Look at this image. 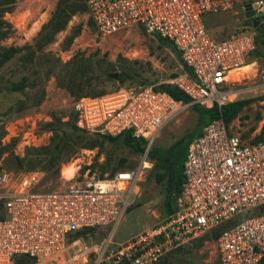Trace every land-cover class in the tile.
<instances>
[{
  "label": "built area",
  "instance_id": "built-area-1",
  "mask_svg": "<svg viewBox=\"0 0 264 264\" xmlns=\"http://www.w3.org/2000/svg\"><path fill=\"white\" fill-rule=\"evenodd\" d=\"M248 1L255 17L264 13V0ZM236 2L85 0L98 35L108 37L135 26L171 44L192 76L184 71L169 84L190 102L176 101L152 85L80 98L74 105L77 126L100 136L130 132L144 139L140 163L135 170L89 177L60 190L39 189L35 171L14 188H0V264H10L20 255L46 259L83 229L116 226L136 197L140 177L151 170L148 148L160 130L189 106L220 109L244 92L239 86L245 79H231L254 67V33L241 31L217 41L204 22L205 15L228 12ZM182 173L175 212L131 242L126 252H116L115 262L152 264L161 255L230 224L216 239L218 264H264V141L245 142L221 118L215 119L189 143Z\"/></svg>",
  "mask_w": 264,
  "mask_h": 264
},
{
  "label": "rangeland",
  "instance_id": "rangeland-1",
  "mask_svg": "<svg viewBox=\"0 0 264 264\" xmlns=\"http://www.w3.org/2000/svg\"><path fill=\"white\" fill-rule=\"evenodd\" d=\"M69 1L76 2L79 7L84 3L83 0ZM58 2L15 0L10 12L0 14V53L2 48L10 46H29L34 50L21 51L0 67L1 189L14 188L31 171L38 175L39 189L60 190L83 183L89 177L135 170L142 154H132L121 142L95 139L97 134L78 127L73 120L75 103L82 97H95L119 88L169 83L185 71L168 43L139 27L132 26L108 37L98 35L87 10L77 11L50 43L37 50L35 40ZM243 6L244 1L237 0L228 12L205 15L209 36L218 41L241 31H251L250 23L244 18ZM256 17L264 24V13ZM252 69L254 71L248 68L239 73L238 78L240 74L247 76L239 86L245 89L232 102L243 101L244 104L227 124L228 129L245 142H250L264 124L263 62L256 60ZM114 73L116 80L110 77ZM119 75L128 78L120 83ZM57 77L71 88V92L58 85ZM21 81L23 90H9L12 84ZM197 119L198 113L189 106L160 130L150 147L171 148L194 134ZM68 123L94 138L93 143L91 140L93 147L80 148L88 141L76 135H70L71 139L66 140L68 132L63 129ZM50 124H55L58 131H52ZM54 132L58 137H54ZM74 148L76 151L71 155ZM71 164L76 171L68 180L61 171ZM134 192L136 197L116 226L71 235L59 252L46 259L16 258L10 264L118 263L115 262L116 252H126L131 242L145 237L165 219L163 188L154 182L152 172L140 177ZM175 254L180 256V264H218L213 235L190 250H178ZM161 256L152 264L162 261Z\"/></svg>",
  "mask_w": 264,
  "mask_h": 264
},
{
  "label": "trees",
  "instance_id": "trees-1",
  "mask_svg": "<svg viewBox=\"0 0 264 264\" xmlns=\"http://www.w3.org/2000/svg\"><path fill=\"white\" fill-rule=\"evenodd\" d=\"M83 6L79 7L76 2L69 1V0H59L57 3L53 13L51 14L50 19L46 24H44L41 28V31L38 34L37 39L35 40V48L37 50H41L43 46L50 43L55 36L56 33L63 30L68 23L69 19L72 15H74L79 10L86 11V4L85 0H83ZM15 4V0H0V14L3 12H10L13 8V5ZM256 21L258 18H255ZM90 23L93 25L92 21L89 19ZM248 23H250V29L254 33V44L255 49L252 53V59L255 61H261L264 64V24L260 21L258 22V25L253 28V24L251 20H247ZM6 36V35H5ZM157 37L158 39L162 40L156 35H153ZM163 42H166L162 40ZM168 43V42H166ZM168 45L173 48L171 44L168 43ZM25 49H31L29 46H23V47H13L10 46L8 48H2V52L0 53V67L11 60L16 54L19 52L25 50ZM174 49V48H173ZM34 51V50H32ZM176 55L179 57V54L174 49ZM181 61V60H180ZM182 64V63H181ZM183 69L189 74V76H192L190 71L183 66ZM262 77L264 79V70L262 71ZM128 77H125L124 75H119L118 82L123 83ZM57 79V83L59 86L66 88L71 92V88L69 86L62 84ZM24 83L23 81L19 83H14L10 86L9 90L13 92H18L23 90ZM154 89L156 91L165 92L168 95H170L174 100L180 101L184 104H188L190 102L189 98L186 97L181 91L176 89L173 85L169 83H163L158 86H154ZM102 95V94H100ZM99 96V95H98ZM244 104L243 101H236L231 102L228 104H225L221 106L219 109L217 106H213L210 109L200 107L198 105H192L191 108L198 113V119L195 126V132L194 134L188 136L187 138L179 141L174 146L167 150L159 149L157 147H150L147 153V156L149 160L152 162V167L150 172H152L153 180L156 184L161 185L163 188V215L165 216L164 221L169 218L171 214H173L176 210V204H174L177 201V198L180 195L181 192V185L183 183V162L185 159L187 147L192 139L198 137L201 135L203 128L209 124L211 121L221 118L224 123L227 125L228 122H230L238 112V110L241 108V106ZM74 122L76 121V115L73 117ZM59 124V122H57ZM56 124V123H55ZM55 124H50L52 126V131H58V128H55ZM68 127H66L65 131L66 133V140L71 139L70 135H76L80 138H85L84 144H81L80 148L84 149H90L92 146V143L95 141V139L100 138L102 140H108L113 143L121 142L124 146L130 149L132 154L140 155L143 154L146 149V141L142 138H134L131 136L130 132H125L119 136L111 137V136H100L96 135V138H91L89 136H86L82 133L81 130L77 129L75 124L68 123ZM54 137H58L57 132H54ZM92 140V143H91ZM264 141V124L260 130V132L252 139L250 140V143H259ZM66 143V141H63V144ZM75 148L72 150L71 155L75 153ZM115 172V171H113ZM110 173L109 175L113 174ZM2 207V204L0 203V209ZM230 224L221 225L218 228L210 231L209 233L203 235L202 237L192 241L190 245L178 247L170 252H167L161 256V258H164L160 262H155L154 264H180V256H177L175 254V251L178 250H190L192 246L196 245L201 240L206 239L210 235H213L215 239L219 236L220 232L224 230L226 227H229ZM224 227V229H222ZM95 230L94 228H86L82 231H79L73 235H79V234H85L87 232ZM175 257V258H174ZM16 258H30L28 256L20 255L15 256L13 259ZM12 259V260H13ZM32 259V258H30ZM116 264H129V262L125 259L121 260L120 262Z\"/></svg>",
  "mask_w": 264,
  "mask_h": 264
},
{
  "label": "water",
  "instance_id": "water-1",
  "mask_svg": "<svg viewBox=\"0 0 264 264\" xmlns=\"http://www.w3.org/2000/svg\"><path fill=\"white\" fill-rule=\"evenodd\" d=\"M243 10H244V18L247 20H251L252 24H253V28H255L258 25V22L255 19V14L253 12V10L251 9L250 3L248 0H244V6H243ZM110 77L112 79H117V74H110Z\"/></svg>",
  "mask_w": 264,
  "mask_h": 264
},
{
  "label": "bare ground",
  "instance_id": "bare-ground-1",
  "mask_svg": "<svg viewBox=\"0 0 264 264\" xmlns=\"http://www.w3.org/2000/svg\"><path fill=\"white\" fill-rule=\"evenodd\" d=\"M248 68H251V67H247V68H245V69H243V70L246 71ZM243 70H241L240 72H242ZM251 70H253V69L251 68ZM253 71H254V70H253ZM240 72H239V73H240ZM239 73L233 75V77H232V79H231L232 82H240V81H242V80H244V79L247 78L246 75H244V76L242 77V74H240L241 76L238 78ZM253 73H254V72H253ZM236 75H237V76H236ZM237 78H238L239 81L237 80ZM242 78H243V79H242ZM234 79H236V80H234ZM241 79H242V80H241ZM75 171H76V168L74 167V164H71L69 167H65V168L62 169V171H61V175H62L63 177L68 178V177H70L72 174H74Z\"/></svg>",
  "mask_w": 264,
  "mask_h": 264
}]
</instances>
